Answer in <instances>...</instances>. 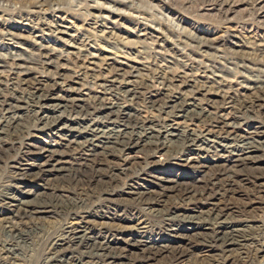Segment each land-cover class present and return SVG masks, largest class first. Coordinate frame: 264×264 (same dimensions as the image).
<instances>
[{"label": "bare ground", "instance_id": "obj_1", "mask_svg": "<svg viewBox=\"0 0 264 264\" xmlns=\"http://www.w3.org/2000/svg\"><path fill=\"white\" fill-rule=\"evenodd\" d=\"M1 1L0 113L58 108L103 116L111 123H119L126 131H136L167 122L143 117V106L170 103L176 105L179 119L199 124L205 132L227 140L243 142L246 150L259 148L252 146L249 138L239 136L235 129L230 130L232 125L222 113L226 108L238 107L264 116L262 40L257 38L240 47L235 41L229 43L227 35L214 37L191 30L185 27L183 19L170 12L165 14L148 0H141L147 11L136 5V0H47L43 3L48 6L66 4L79 14L83 12V17H92L95 25L110 29L108 38L97 41L110 56L105 62L108 61L111 73L121 71L116 57L123 55L125 49L144 46L148 55L181 66V70H171L160 77L165 84L180 85L177 95L161 98L144 77L131 85L110 80L103 92L93 93L92 100H88L58 81L84 85L82 76L87 66L101 62L97 56L89 50L53 47L52 39L39 38L35 32L23 36L19 32L21 28L8 21L13 16L10 4L14 2L5 5ZM252 1L238 0L248 6ZM121 27H125L124 34L116 36ZM113 36L117 38L112 42ZM129 37L133 40L128 41ZM147 40H152L150 46ZM70 62L74 70L85 73H73V68L67 66ZM138 70L133 66L126 74L134 75ZM187 90L204 97L205 103L217 111L201 108L195 99L184 95ZM58 92L63 96H58ZM107 93L116 102L108 103L104 98ZM19 129L3 132L5 138L0 137V169H18L0 180V226L12 238L0 241V264H26L17 256L25 245L39 250V264H257L263 258L264 224L242 232L236 230V223H227L226 217L231 213L252 216L258 212L264 217V170L239 179L229 169L230 163L238 161L224 155L225 149L223 155H218V163L203 167L210 169L208 174L203 172L188 181L159 179L155 186H149L144 181L150 173H140V170L142 165L151 164L155 154L171 151L170 160L174 164L181 162L185 155L194 156L195 151L189 147L170 150L163 143H147L126 131L105 138L91 133L73 134L62 139L59 150L50 151L35 147L30 131ZM49 132V141H56L61 134L57 126L49 127ZM34 147L39 154L32 151ZM138 149L144 153L143 160L131 164L130 155ZM34 156L41 160L32 169L28 162ZM185 160L186 164L190 162L189 158ZM198 161L193 157L190 163ZM127 170L132 175L139 173L127 175L125 181ZM23 179L44 182L49 191L33 199L23 191L25 182L19 186L18 182ZM239 193L243 199L237 204L235 195ZM158 208L161 209L150 222L148 212ZM182 208L199 209L198 213L205 215L206 220L181 225L172 217ZM47 216L61 219L57 230L37 226ZM96 227L107 230L96 233ZM141 229L159 235L165 232L168 236L153 240L127 235L117 240L125 232ZM130 255H134L133 260L128 262Z\"/></svg>", "mask_w": 264, "mask_h": 264}, {"label": "rangeland", "instance_id": "obj_2", "mask_svg": "<svg viewBox=\"0 0 264 264\" xmlns=\"http://www.w3.org/2000/svg\"><path fill=\"white\" fill-rule=\"evenodd\" d=\"M45 1L47 0H2L1 3L3 2L6 5L7 3L10 4L14 2L10 4L11 10H13V16H11L8 21H10L12 25L20 27L21 31L19 30V32L23 36L28 37L31 35L30 32H35L39 38L42 37L44 39H52L53 43H51V45L53 47L59 48L63 46L69 49H80L83 52L89 50L91 55L97 56V58L101 61L96 65L87 66L88 70H85L86 74L82 76L85 81L84 85H79V83H69L66 80H59L58 82L60 84H67L75 91L79 92L78 96L88 100H92L90 96L93 93L100 94L103 92L104 86H106L110 80L131 85L134 82L140 81L144 77L145 78L143 80L150 82L161 94V98H164L166 95H177L180 92V85H178V83L165 84L160 77L163 73H169L171 70H181V66L168 63L165 59L163 60L161 58L148 55L149 52L145 46L134 49H125L123 55L116 57L119 61L121 71L116 73L108 71V61H105L107 60V57L110 56L106 52L102 51V45L97 40L105 37L108 38L110 29L106 26L95 25L94 21H92V17H83V12L79 14L78 12L73 11L71 6L59 4L58 6L55 5L51 7L43 3ZM148 1L156 6L157 9L160 8L163 10L165 14L170 12L176 17L183 19L185 27L191 30L201 31L203 34L213 35L214 37L227 35L229 43L234 44L235 41V44H238L240 47L246 46L247 43L255 41L257 38L264 42V0H253L252 3L250 2L251 5L249 6L238 2V0ZM135 4L138 6L140 5L139 7L147 11L146 5L141 3V0H136ZM42 5L43 7H41ZM144 6L145 8H143ZM124 30L125 27H121L117 32H115L116 36L121 35L122 37ZM115 38L117 37L113 36L110 41H115ZM131 39L133 40L132 37H129L128 41H132ZM146 44L150 46L152 44V40H147ZM138 52H140V54H138ZM113 57L115 58V56ZM153 58L156 59L154 60ZM71 63L72 62H70L67 66L70 69L73 68V73H85L80 72V70H74V65ZM133 66L138 67L139 70L136 71V74L134 75H127L126 72ZM241 93L245 94L247 92L241 91ZM57 94H59L58 96H63L62 92H58ZM184 95L195 99L197 105L203 109L213 113L217 111L216 108L208 106L203 100L204 97L201 95L199 96V94H192L191 91L189 92V90H187L184 92ZM104 98L108 103L116 102V98L108 93L104 95ZM235 109H237V111ZM235 109H232L231 107L226 108L225 113H222V115H225L228 123L233 127H231L230 130L235 129V131L239 133V136L249 138V143H251L252 146H257L259 148L246 150L247 146H245V143L243 142L231 139L227 140L224 136L205 132L199 124H193L183 121L181 118L179 119L177 117L176 105L170 103L163 104L161 102L155 106H143L142 115L145 118H160L162 120H166L167 122L164 124L160 123L159 125L156 124L148 128H141L136 131H126L119 123H111L103 116L84 115L58 108H33L30 110L5 111L0 113V137L2 139L5 138L3 132H12L16 129V127L17 129L20 128L19 130H29L30 134L33 136L32 144H34L35 147H42L41 149L46 148V150L53 151L61 148L60 142L62 139L68 138L73 134L91 133L97 137L105 138L122 135L126 131L125 133H131L139 136L147 143H163L169 147L170 150L179 148L181 151L184 148L189 147L195 151L194 156H190L189 154L185 155V158H183L181 162L174 164H171L170 160L171 151H168L167 153L162 152L155 154L151 164L142 165V169L140 170V173L142 171L150 173L145 176L144 183H146V185L155 186V183H157L159 179L164 178L188 181L194 179L195 177H200L205 172H207L205 174H208L210 171L208 172L207 170L210 169L203 167L218 163L217 160L220 159L218 155L221 156L223 154L227 157L231 156V158L233 157L237 159L238 162L235 161L236 163H230L229 166L231 168L229 167V169L232 174H235L239 179H241L251 173L253 174L254 172L256 173L264 170V149L261 148L264 145V116H257L255 112L244 108L235 107ZM51 126H57V130L59 131L58 133H61L59 137L56 138V141L58 140L57 142L54 140V142L48 140L51 136L49 132V127ZM35 147L32 148V151H36L37 154H39L40 152H38V149ZM224 149L227 151L226 153L224 152ZM222 152L224 153L222 154ZM214 155H217V157ZM143 157L144 153L141 149L135 150L130 155V163L136 164L142 162ZM193 157L199 159L198 163H190L191 158ZM188 158L190 162L186 164L185 159ZM30 160L31 161L28 162V164L31 163L30 165L33 166V164L39 163L38 161L41 159L38 156H34L33 158H30ZM134 164L131 168H133ZM35 167L36 166L34 165L32 169ZM2 169H0V180L7 178L10 172L12 173V170H18L16 167L12 169ZM131 173V170H127L126 173H124L126 176L124 178L125 181L129 175L137 176L139 172L134 175ZM24 182V179L21 182L19 181V186ZM26 182L24 184L26 188L23 191L29 193L33 199L35 197L38 199V196L49 191L46 189L44 182ZM140 184H143V182ZM242 193L235 195V203L238 204L240 199H243ZM170 201H173V198H171ZM160 209L161 208H158L148 212L150 222L153 221L151 217H156L159 212L157 210ZM180 210L181 211L176 213L172 218L181 225L202 223L206 220L205 215L198 213L200 211L199 209L194 211L182 208ZM60 221L61 219L57 216H47V218H41L37 222V226L44 228L48 227L47 229L55 231L58 229ZM226 221L229 224L236 223V225H238L235 227L236 230L248 232L254 227H261L264 224V217L259 212L253 214L252 216L231 213L226 217ZM236 221H241V223L237 224ZM26 223L27 222L23 224ZM32 229L37 230L36 228ZM106 230V228L101 230L96 227L95 232H105ZM159 234H156V232L152 230L149 231V229H141V231L131 230L129 232H125L123 236H118L117 240L121 241L123 239L121 237H125L127 235H134L136 238L142 235L144 238L153 240L168 236V233L165 232L164 234ZM127 238L130 239V237ZM11 239V236L8 235V231L0 226V241H10ZM17 256L20 261L26 264H39L40 252L33 247L26 245L21 246V250ZM130 256L131 257L128 258V262L133 260L134 255ZM263 258L259 259L257 264H260L261 260H264Z\"/></svg>", "mask_w": 264, "mask_h": 264}]
</instances>
